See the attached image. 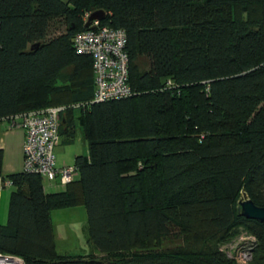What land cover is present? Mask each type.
Masks as SVG:
<instances>
[{"label":"trees","instance_id":"obj_1","mask_svg":"<svg viewBox=\"0 0 264 264\" xmlns=\"http://www.w3.org/2000/svg\"><path fill=\"white\" fill-rule=\"evenodd\" d=\"M98 10L100 26L125 34L132 95L90 104L91 59L71 42ZM57 18L64 31L50 38ZM59 106L87 154L58 192L37 175H0L11 182L0 254L237 264L220 248L242 230L255 239L247 264H264V225L237 213L242 196L264 207V0H0V121ZM79 206L93 253L58 255L49 213Z\"/></svg>","mask_w":264,"mask_h":264},{"label":"built area","instance_id":"obj_2","mask_svg":"<svg viewBox=\"0 0 264 264\" xmlns=\"http://www.w3.org/2000/svg\"><path fill=\"white\" fill-rule=\"evenodd\" d=\"M88 15L83 14V22H86ZM71 43L76 55L91 59L94 91L90 104L121 100L132 95L127 82L126 38L122 30L100 26L99 21L94 20L85 30L75 33ZM70 108H83V105L76 104ZM64 110L63 106L48 107L27 111L8 120L24 135L21 173L37 175L43 182L55 183L58 188H64L76 176L74 166L57 168L54 162L53 150L59 141V115ZM10 187L9 180H0V190ZM254 244V237L240 230L236 238L220 250L237 264H247ZM0 264L24 263L19 257L0 254Z\"/></svg>","mask_w":264,"mask_h":264},{"label":"rangeland","instance_id":"obj_3","mask_svg":"<svg viewBox=\"0 0 264 264\" xmlns=\"http://www.w3.org/2000/svg\"><path fill=\"white\" fill-rule=\"evenodd\" d=\"M65 1V0H62ZM64 21L60 18L51 21L48 29V37L52 38L64 31ZM61 145V144H60ZM59 147V146H58ZM71 150H80L81 144L79 139L75 138L73 144L70 146ZM57 149H54V162L55 153ZM66 158H69V154L66 152ZM45 182H43L44 184ZM60 191V188H54ZM5 190V191H4ZM0 195V225H4L6 221L7 210V198L9 189L5 188ZM48 192H54L48 191ZM50 223L53 231V237L55 242V251L58 255L65 257H82L88 254H92L93 250L89 243L85 239L86 230V215L82 206L68 209L52 210L49 213ZM95 259H98L102 263H107V259L103 256L93 254Z\"/></svg>","mask_w":264,"mask_h":264},{"label":"crops","instance_id":"obj_4","mask_svg":"<svg viewBox=\"0 0 264 264\" xmlns=\"http://www.w3.org/2000/svg\"><path fill=\"white\" fill-rule=\"evenodd\" d=\"M62 1V0H60ZM66 1V0H65ZM64 2V1H63ZM75 114L71 115H62L59 117V141L54 149H57L55 153V166L57 168L73 166V160L76 156H86L87 149L86 144L83 140L82 132L77 121L74 120ZM65 119L68 121V124L65 125ZM79 139L81 147L80 150L67 151L71 150L70 146L73 144L75 138ZM23 132L17 127H12L7 121H0V175L2 178H6L10 175L21 173L22 169V151L21 146L23 142ZM61 144V145H60ZM59 146V147H58ZM54 151V150H53ZM66 152L69 154V158H66ZM56 184H49L45 182L43 184L44 193H53L48 192L58 188ZM5 188L0 190L1 192ZM9 193H10V188ZM63 190V188H60ZM5 191V190H4ZM8 193V196H9ZM8 201V198H7Z\"/></svg>","mask_w":264,"mask_h":264},{"label":"water","instance_id":"obj_5","mask_svg":"<svg viewBox=\"0 0 264 264\" xmlns=\"http://www.w3.org/2000/svg\"><path fill=\"white\" fill-rule=\"evenodd\" d=\"M104 19L103 11H94L88 15L84 27L86 28L89 22ZM237 213L244 219L254 220L264 225V207L255 206L249 199L242 196L237 203Z\"/></svg>","mask_w":264,"mask_h":264}]
</instances>
